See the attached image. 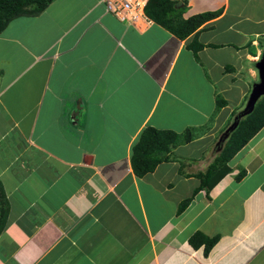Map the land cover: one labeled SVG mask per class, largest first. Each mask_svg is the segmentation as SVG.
<instances>
[{
    "label": "crops",
    "instance_id": "1",
    "mask_svg": "<svg viewBox=\"0 0 264 264\" xmlns=\"http://www.w3.org/2000/svg\"><path fill=\"white\" fill-rule=\"evenodd\" d=\"M171 1L209 17L183 39L105 0H56L0 34V264H264V128L221 182L198 178L261 83L264 0ZM147 128L194 134L140 178ZM196 233L218 238L208 255Z\"/></svg>",
    "mask_w": 264,
    "mask_h": 264
},
{
    "label": "trees",
    "instance_id": "2",
    "mask_svg": "<svg viewBox=\"0 0 264 264\" xmlns=\"http://www.w3.org/2000/svg\"><path fill=\"white\" fill-rule=\"evenodd\" d=\"M56 0H0V34L6 29L8 23L14 19L25 16H36L45 11ZM154 0L146 6V14L155 22L180 38H187L193 34L209 17L198 16L189 21H182L174 17L176 8L171 0H162L158 6ZM212 16V15H211ZM224 107V102L219 100L218 108ZM264 128V96L257 102L254 111L243 118L238 127L233 131L223 151L206 172L198 175L201 181V190L209 191L221 182L230 173L229 162ZM193 141V133L189 130L185 134H176L170 131H159L147 128L142 133L139 142L133 148L132 167L137 177H144L153 173L163 162L170 159L172 150L178 146ZM185 201L180 212L189 205ZM9 202L0 182V236L2 235L9 215ZM218 242V238L209 239L202 233H196L190 243L196 249L204 246L208 255Z\"/></svg>",
    "mask_w": 264,
    "mask_h": 264
},
{
    "label": "built area",
    "instance_id": "3",
    "mask_svg": "<svg viewBox=\"0 0 264 264\" xmlns=\"http://www.w3.org/2000/svg\"><path fill=\"white\" fill-rule=\"evenodd\" d=\"M147 0H105L107 9L122 21L145 30L152 20L146 14Z\"/></svg>",
    "mask_w": 264,
    "mask_h": 264
},
{
    "label": "water",
    "instance_id": "4",
    "mask_svg": "<svg viewBox=\"0 0 264 264\" xmlns=\"http://www.w3.org/2000/svg\"><path fill=\"white\" fill-rule=\"evenodd\" d=\"M258 70L261 83L253 89L243 116H248L249 114H251L254 111L257 102L264 96V56L258 64ZM239 123L240 119H237L235 124L231 128L232 132L238 127Z\"/></svg>",
    "mask_w": 264,
    "mask_h": 264
},
{
    "label": "rangeland",
    "instance_id": "5",
    "mask_svg": "<svg viewBox=\"0 0 264 264\" xmlns=\"http://www.w3.org/2000/svg\"><path fill=\"white\" fill-rule=\"evenodd\" d=\"M249 83H251V82H249ZM252 91V90H251ZM250 96V95H249ZM248 102V101H247ZM247 104V103H246ZM246 106V105H245ZM192 132V131H191ZM194 134V133H193Z\"/></svg>",
    "mask_w": 264,
    "mask_h": 264
}]
</instances>
